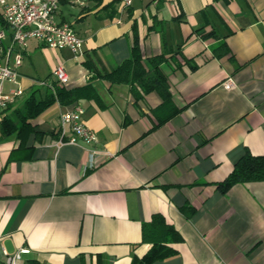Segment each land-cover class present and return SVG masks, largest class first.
I'll list each match as a JSON object with an SVG mask.
<instances>
[{
	"label": "crops",
	"instance_id": "0c3cea01",
	"mask_svg": "<svg viewBox=\"0 0 264 264\" xmlns=\"http://www.w3.org/2000/svg\"><path fill=\"white\" fill-rule=\"evenodd\" d=\"M57 21L81 38L80 58L30 40L16 83L5 84L22 96L4 117L32 94L43 99L51 88L39 82L57 66L67 88L90 83L103 107L56 102L31 120L36 135H6L0 121V261L26 247L19 264H131L150 249L142 224L158 214L182 241L154 264H264V181L217 187L246 152L264 156V0L63 2ZM0 30L3 56L11 39L1 9ZM135 41L144 62L166 58L179 112L162 123L155 93L96 75L127 60ZM222 42L229 53L215 56ZM229 77L236 86L226 90ZM76 105L94 146L113 158L90 167L85 147L57 143L59 116Z\"/></svg>",
	"mask_w": 264,
	"mask_h": 264
},
{
	"label": "trees",
	"instance_id": "16d2710c",
	"mask_svg": "<svg viewBox=\"0 0 264 264\" xmlns=\"http://www.w3.org/2000/svg\"><path fill=\"white\" fill-rule=\"evenodd\" d=\"M206 35L201 36L205 38ZM213 52L215 56L220 57L228 54L229 50L222 42ZM165 60V56L161 54L144 62L141 49L135 41L127 60L111 71H96V75L110 84L136 85L144 94L155 93L161 101L157 110L165 113L162 123L179 112V109L172 104L169 84L160 68ZM50 83L51 89L43 99L38 100L32 94L25 100L23 110L15 112L14 119L5 116L1 120L6 135L16 134L20 137L31 132L36 135L31 120L56 102L60 105H69L80 99H86L93 100L103 107L100 96L90 83L74 88H67L65 84L54 79ZM262 181H264V156H255L246 152L217 187L221 193H226L236 184ZM181 241L180 234L172 225L166 223L162 216L153 215L150 222L142 224V242L151 244V247L142 257L134 256L131 264H154L165 261L176 253L170 245Z\"/></svg>",
	"mask_w": 264,
	"mask_h": 264
},
{
	"label": "built area",
	"instance_id": "2783aa9c",
	"mask_svg": "<svg viewBox=\"0 0 264 264\" xmlns=\"http://www.w3.org/2000/svg\"><path fill=\"white\" fill-rule=\"evenodd\" d=\"M133 0H120L123 8L131 5ZM67 3L71 7L84 8L89 0H0L2 19L10 30V45L3 56L0 51V121L4 118L3 111L22 96V89L5 91L6 83H16L18 69L22 62L23 54L28 42L35 40L39 44L51 49H69L75 59L81 56L82 40L66 22L57 21L61 3ZM6 33L0 30V42ZM52 78L61 84H66L68 76L62 66H57L52 71ZM51 81L43 80L39 84L50 87ZM233 78L229 77L223 83L226 90L235 88ZM83 108L74 106L71 110L63 112L59 116V140L58 144L79 145L86 148L90 167L96 166L114 157L113 153L104 149H98L94 145L97 141L96 134L89 129L82 120ZM26 247L12 254H5L4 261L0 264H19L21 256L28 254Z\"/></svg>",
	"mask_w": 264,
	"mask_h": 264
}]
</instances>
